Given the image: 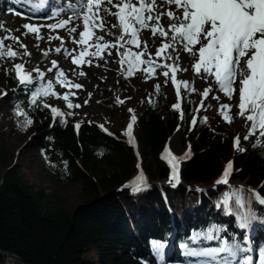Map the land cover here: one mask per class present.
I'll list each match as a JSON object with an SVG mask.
<instances>
[{
    "label": "trees",
    "instance_id": "obj_1",
    "mask_svg": "<svg viewBox=\"0 0 264 264\" xmlns=\"http://www.w3.org/2000/svg\"><path fill=\"white\" fill-rule=\"evenodd\" d=\"M7 63L13 66L11 60L0 66L11 89L0 105V264H194L187 250L216 248L225 238L229 243L243 242L247 235L255 250L264 246V206L248 191L264 196V147H253L251 139L256 137L243 138L246 151H237L235 119L223 120L217 127L209 119L201 123L208 106L200 108L195 80L191 81L195 92L182 90L180 110H173L178 100L170 99L162 87L158 94L155 87L145 92L136 152L120 132L109 135L93 119L79 120L68 102L62 109L56 107L59 96H41L31 104V91L47 80L37 79L26 90L14 73H6ZM17 105L24 114H18ZM116 107L120 104L114 103L109 112L117 113ZM52 108L65 115L54 118ZM181 126L182 145H191L193 157L181 164V183L171 187L167 185L171 170L161 154ZM28 134L32 135L22 145L11 142ZM11 143L15 151L9 150ZM21 161L38 168L39 183ZM229 161L234 166L229 185L216 186ZM141 169L150 187L133 193L125 186ZM49 185L54 189L50 186L47 193ZM71 186L76 191L62 198L58 192ZM241 186L245 208L250 206L256 216L248 229L238 227L237 217L244 209L238 208L234 193ZM226 194H232L227 204ZM71 199L77 203L70 204ZM210 228L220 229L212 235L221 240L204 238ZM153 241L164 247L154 249Z\"/></svg>",
    "mask_w": 264,
    "mask_h": 264
},
{
    "label": "snow or ice",
    "instance_id": "obj_2",
    "mask_svg": "<svg viewBox=\"0 0 264 264\" xmlns=\"http://www.w3.org/2000/svg\"><path fill=\"white\" fill-rule=\"evenodd\" d=\"M28 2L32 4L35 12L43 11L49 4V0H28ZM161 4L166 6L165 10H159ZM161 4H158L157 0H81L78 8L69 5L68 7L74 12L75 18L82 20L83 30L79 31L78 39L75 36L72 37V42L81 46L80 50L69 51L65 48V55L70 56L72 63L77 67L83 64L91 67L93 59L104 60L105 52L111 56V49H116L120 57L118 63L121 65V72L126 78L133 76L137 70H142L146 79H151L156 75L157 69H162V75L166 77L165 83L171 80L175 86L176 95L180 99L181 88L188 92L196 91L194 82L177 80V72L188 71V68H181L179 64V53L182 50L191 58V67L197 76L205 82L213 81L216 91L223 93L229 101L234 97L238 100L235 105L220 104L219 114L224 120L227 123L234 122V117L230 115V112L232 107H236L238 109L236 115L246 121L247 132L244 140L256 137L253 147H264V0H161ZM173 5L175 6L174 10ZM63 10L54 11L48 18H55ZM101 13L105 15H101ZM165 16L168 18L167 28L161 23ZM106 17H113L116 22L111 23ZM72 20L73 17H69V19L60 20L55 24H25L23 28L26 31L23 35L33 34L39 41L44 38L40 35L42 28L47 27L52 31L64 29L72 23ZM79 27L80 25H77L67 28V30L70 34L77 33ZM144 30L150 31L152 37L158 36L162 40L156 50L155 57L148 51L147 40L140 39V34ZM5 31L7 35L0 37V66L7 60L13 61L12 68L5 69L6 73H14V78L28 90L37 78L43 81L45 73L36 68L33 71L37 73V77L34 78L31 72L25 70L23 63H15L17 58L23 59L24 56H31L32 53L28 51L27 45L12 33L11 29H5ZM106 36L114 37V40H107ZM51 39H60L61 47H63V38L50 36L49 40ZM6 40H11L13 43L5 44ZM13 45H18V47ZM132 46L140 51H133ZM35 47L39 48V44H36ZM19 49L24 51L21 52ZM120 49L124 50L120 51ZM49 51L51 50H45L43 55L47 57ZM55 51L60 53L61 48L58 47ZM86 57L89 58L86 59ZM52 65L58 67L57 61L53 60ZM48 71L51 72L52 69L50 68ZM79 75L87 74L81 71ZM55 79L64 87L76 89L83 87L81 84L69 80L62 69L57 72ZM154 87L158 94L160 84H156ZM212 92L213 88L210 85L201 95L207 99ZM3 95H7V93L5 92ZM50 95L57 96V93L53 91L52 80H48L46 84L40 83L31 91L30 103L35 105L41 96ZM69 95H75V93H67L62 97L68 102L67 106L69 108L81 107L79 104H73ZM212 98L220 100V96L214 95ZM117 102L124 103L118 97ZM44 106L49 107L46 104ZM172 108L180 110L181 104L178 102ZM200 108H204L203 100ZM17 111L18 114H24L19 111V105H17ZM51 112L54 118L65 115L57 108H52ZM129 112L133 114L124 135L128 137V143L136 147L133 126L137 122V117L134 110L129 109ZM71 114L68 113V115ZM180 119H184L182 110ZM207 121L208 117L205 116L200 122L207 123ZM31 123L30 119L26 121L28 125ZM62 123L66 125L67 121H62ZM191 124L195 127L197 120L193 118ZM100 127L105 132L108 131L103 125ZM75 128L78 131L80 124H75ZM108 134L112 135V133ZM240 145L241 139L237 135L234 137L233 147L240 152L246 151ZM191 155V145L188 146L185 154L179 157L166 146L161 159L166 161L171 170L168 182L173 187L180 183L181 163L190 159ZM232 171L233 162L229 161L221 178L216 183L227 184ZM125 187H129L133 193H137L146 190L150 185H148L147 177L141 169L136 180ZM197 191L201 190L197 189ZM248 191L259 205L264 206V196L254 189ZM242 193L243 186L234 193L238 208L244 209L238 214V227L248 229L256 216L250 206L245 208L246 201ZM231 195L226 194L225 204L228 203ZM247 203L250 205L251 200ZM229 214H231L230 209ZM213 231L218 233L220 229L210 228L208 233L204 234V238L221 240L219 235H212ZM199 235H195L193 239H198ZM152 246L156 250L164 247L163 244L156 241L152 242ZM186 254L211 258L210 261H204L202 264H264V246L254 250L247 235L244 236L243 242L234 239L229 243L225 238L221 240L219 247L200 251L187 250Z\"/></svg>",
    "mask_w": 264,
    "mask_h": 264
},
{
    "label": "rangeland",
    "instance_id": "obj_3",
    "mask_svg": "<svg viewBox=\"0 0 264 264\" xmlns=\"http://www.w3.org/2000/svg\"><path fill=\"white\" fill-rule=\"evenodd\" d=\"M73 1V0H71ZM160 1V0H159ZM74 3V2H73ZM174 6V5H173ZM75 7V5H74ZM175 7V6H174ZM9 12V13H8ZM50 12V10L48 11ZM4 14V15H3ZM18 12H15L14 10H7L0 14V37H3L7 35V32L5 29H11L12 33L19 37L20 40L27 45L28 51L32 53L31 56H24L23 59H21L20 63H23L25 65V69L28 72H31L33 77H37V73L33 71L36 68H39V70L43 73H45L44 80H52L53 81V91L57 93V96H59L60 100L57 101L56 107L59 109H62L67 101L63 100L62 97L67 94V93H75V95H69V98H73L75 104L81 105V107L76 108V116L78 117L79 120H82L84 117H89L96 121L98 125H103L104 128H106L109 133H117L120 132V135L124 136V132L126 131L127 125L129 124L132 116V112H129V109L134 110V114L136 115L137 118L141 116V113L143 111V106L142 102L144 100V94L145 92H148V90H151L154 88L156 84H160V86L164 89L165 94L170 98H174V90L172 87V83H165L166 77L162 75V69H157L156 70V75L152 77L151 79H146L145 73L142 70H137L135 72L134 76L131 77H125L122 72H121V65L118 63L120 57L118 55V52L116 49H111L112 55L114 56H109L107 52L104 53L105 59L101 60L100 59H93V64H98L102 61H105L108 63L109 59L111 57L114 58V64L113 66H107V64H101L102 70L105 71L107 75H102L100 73L99 75V82L98 85H95L94 81L90 79L89 76H81L79 75V72L83 71L80 67L77 68V65L72 63V59L70 56H65L64 49H68V45L64 42L63 39V47H61V40L58 39V42H52V45L50 48L48 47V50H51L48 54L47 57H45L43 54L44 49L39 46V49H35L34 46H32L31 42L33 41L32 39H35L36 37L34 36H25L23 33L26 31L25 28H23V25L25 24H33L37 23L40 25H48V24H55L57 21L60 20H67L69 19V15H63L61 18H51L48 21L45 19H36L27 16L26 14L22 13L20 14ZM5 17H12L13 21L11 19H6ZM2 18V19H1ZM5 18V19H3ZM22 18V19H21ZM25 18V19H24ZM9 20V21H8ZM23 20V21H22ZM29 20V21H28ZM42 20V21H41ZM57 20V21H56ZM5 21V22H4ZM54 21V22H52ZM11 23V24H10ZM46 23V24H45ZM72 23H70L67 28H71ZM22 27V28H20ZM46 28V30H45ZM66 28V29H67ZM64 29H57L55 31L50 30L47 27L43 28L44 34H53V36H59L62 38L64 35L63 31ZM50 31V32H49ZM69 32L67 31L68 35ZM64 35V36H66ZM68 37V36H67ZM32 38V39H30ZM69 38V37H68ZM72 38H70L71 40ZM27 41V42H26ZM61 42V43H60ZM162 42V41H161ZM160 43L156 44L155 47H149L148 51L152 53V55L155 57V53L157 48L160 46ZM13 42L11 40H6L5 44H12ZM14 47H18V45H13ZM54 49H53V48ZM60 47L61 52L57 53L55 51L56 48ZM143 47V46H142ZM153 49L154 52H151ZM21 52H23V49H19ZM91 50V49H90ZM124 49H120V51H123ZM133 51H140V49L135 48L132 46ZM43 51V52H42ZM70 51V50H69ZM170 51V50H169ZM37 54V55H36ZM116 54V55H115ZM64 55V56H63ZM180 55V67L181 68H188L187 72H177L179 75V80H186L191 82L192 80H195L197 83V89L200 93L201 96V101L203 100L204 105L208 106V119L209 122L213 127H217L219 124H221L224 120L223 117L219 114V107L220 104L222 103H230L232 105H235L238 100L234 97L233 100L229 101L227 97L223 95V93L216 91V85L214 84L213 81L209 80L205 82L202 80L199 76H197L194 71L192 70L191 64L192 60L188 56L187 53L183 52L182 50L179 53ZM63 56V57H62ZM58 58L60 60H58ZM89 57H86V59ZM65 59V60H64ZM56 60L58 67H53L52 61ZM62 62V63H61ZM67 62V63H65ZM63 65V66H62ZM104 66V67H103ZM106 66V67H105ZM86 67V66H85ZM126 67V66H125ZM142 68L144 66H141ZM6 68L10 69L12 68V65L7 63ZM52 69L51 72H49V69ZM63 70L67 76V78L74 83H79L83 87L80 89L76 88H69V87H64L60 83H58L55 79L56 74L59 70ZM87 78V79H86ZM38 79V78H37ZM36 79V80H37ZM112 83V84H111ZM212 86L213 92L210 93L209 97L207 99H204L201 95V93L209 86ZM104 88H103V87ZM95 87V88H94ZM90 88V89H89ZM89 89V90H88ZM108 89V90H107ZM183 90V88H181ZM10 87L7 85V81L5 79V76L0 74V105L3 104L5 101V98L7 95H3V93H9L10 92ZM88 90V91H87ZM87 91V92H86ZM220 96V100L217 101L213 99L212 97ZM117 97L119 100L124 101V103H118L117 102ZM151 93L149 92L147 94V99H150ZM87 101V103H85ZM200 101V103H201ZM114 103L120 104V107H116L117 113H110L109 108H112V105ZM210 106V107H209ZM227 111V110H226ZM238 109L236 107H232L230 114L234 116L235 122H236V127L238 128V133L234 136L236 137L237 135L240 136L241 141H243L244 135L247 131L245 127L246 121L243 118H240L236 115ZM114 114V115H113ZM6 122L7 126H10V122ZM138 123V122H137ZM134 125V132L135 136L137 137L138 134V124ZM35 133V131H33ZM32 134H28L25 137L21 138H11V142L15 143L16 145H22L25 141H27L28 138L31 137ZM233 137V140H234ZM183 141V132H182V126L180 127L179 131H177L175 134H173L167 141L166 146L170 148L171 152L175 154L176 156H183L185 152L188 149V145L184 147L182 145ZM255 141V138L251 139V142ZM11 143V147L9 148L10 151H15V148H13ZM165 146V148H166ZM242 147V145H240ZM192 152V150H191ZM21 164L23 166H27L29 168L28 173L30 177L35 180L36 182H40V180L37 178V173L39 172L38 168L35 166H31L28 161H21ZM171 187H173L171 184L167 183ZM178 185V184H177ZM176 185V186H177ZM219 184H216V186ZM49 185V188L46 189L47 193H50L54 187ZM175 186V187H176ZM215 186V187H216ZM76 191V187L71 186L67 189H62L58 193H60L62 198L65 197H71L72 193ZM70 204H76V199H71ZM10 259V258H9ZM13 259V258H12ZM11 259V260H12Z\"/></svg>",
    "mask_w": 264,
    "mask_h": 264
},
{
    "label": "bare ground",
    "instance_id": "obj_4",
    "mask_svg": "<svg viewBox=\"0 0 264 264\" xmlns=\"http://www.w3.org/2000/svg\"><path fill=\"white\" fill-rule=\"evenodd\" d=\"M20 1L21 0H0V14L2 15V13L3 12H5V11H7V10H14L15 12H18V13H20V14H22L23 13V11H22V9H20L21 7H22V1H21V3H20ZM17 3H20V4H17ZM157 3L158 4H161V0L159 1V0H157ZM80 6V3L78 4V6H77V8ZM59 8L60 6L59 5H56L55 6V8ZM165 8H166V6H164V5H162L161 4V9H159V10H165ZM172 8H173V10L175 9V7L174 6H172ZM51 9V5L50 6H48L47 8H45L43 11H40L39 13H35V12H33V13H35L34 15L36 16V17H32V18H36V19H38V18H40V19H45L46 21H48L49 20V18L48 17H50V15H49V10ZM30 10V9H29ZM29 10H27V11H29ZM113 11H115V9H113ZM9 13V12H8ZM19 14V15H20ZM69 15L70 17H73V20H72V27H75V26H77V25H80V27L78 28V30H77V33H72V34H68V35H66L67 34V29L65 28V30H63V31H65L64 32V35H66V36H62V38L64 39V42L66 43V45H68V48H69V50L71 51L72 49H76L77 51H79L80 50V48H81V46L80 45H77V44H74L73 42H72V39L70 40V38H72L73 36H75L77 39H78V33H79V31H82L83 30V27H82V20H79V19H76L75 18V16H74V12L72 11V10H70L69 8H66V10H63V12L60 14V15H58V16H56L55 17V19H57V18H61V16H63V15ZM4 15V14H3ZM101 15H105L104 13H101ZM6 19H11V21H13L12 19V17H5ZM5 18H3V19H5ZM2 19V18H1ZM22 19V18H21ZM25 19V18H24ZM106 19L109 21V22H111V23H115L116 22V20H115V18H113V17H106ZM9 21V20H8ZM23 21V20H22ZM29 21V20H28ZM42 21V20H41ZM57 21V20H56ZM5 22V21H4ZM52 22H54V21H52ZM58 22V21H57ZM161 23L165 26V28H167V25H168V18L165 16V17H163L162 18V20H161ZM11 24V23H10ZM46 24V23H45ZM33 25H40V24H37V23H34L33 22ZM20 28H22V27H20ZM45 30H46V28H45ZM57 30V29H56ZM113 31H116L115 29H113ZM50 32V31H49ZM45 32H43V28L41 29V32H40V35H42L44 38L42 39V40H37L36 39V41H35V39H32V38H30V39H32L33 41L31 42V44H32V46H34L35 47V45L36 44H39V46H41L43 49H44V51L45 50H48L47 48L49 47L50 48V46L52 45V42H55V43H57L58 42V39H51V40H49V37L51 36V37H54L53 36V34H50V33H48V34H44ZM30 36H34L33 34H30ZM69 38H68V37ZM29 37V36H28ZM105 39H107V40H114V37H111V36H106L105 37ZM140 39L142 40V41H144V40H147V42H148V48L149 47H155V45L156 44H158V43H160L162 40H161V38L160 37H152V35H151V32L150 31H148V30H144L143 32H141V34H140ZM27 42V41H26ZM61 43V42H60ZM90 43H91V41H90ZM53 48V47H52ZM35 49L37 50V49H39V48H36L35 47ZM54 49V48H53ZM43 52V51H42ZM50 52V51H49ZM151 52H154L153 51V49L151 50ZM62 53V52H61ZM37 55V54H36ZM43 55V54H42ZM73 55H75V53H73ZM116 55V54H115ZM64 56V55H63ZM62 56V57H63ZM66 56V55H65ZM113 56V55H112ZM68 57V56H67ZM114 57V56H113ZM113 57H111L110 59H109V61H108V63H106L105 61H102V62H100L101 64H107V66L109 65V66H113V64H114V58ZM72 59V58H71ZM58 60H60L59 58H58ZM65 60V59H64ZM95 60V59H94ZM56 61V60H55ZM96 61V60H95ZM101 61V60H100ZM62 63V62H61ZM65 63H67V62H65ZM100 63H99V65H100ZM96 65H98V64H92V66L91 67H89L87 64H83V65H81V68H83L82 70H83V72L84 73H86L87 74V76H89L90 77V79L92 80V82L94 81L95 83V85H98V82H99V75H100V73L102 74V75H107L106 73H104L105 71H103L102 69L103 68H101V66H96ZM63 66V65H62ZM86 66V67H85ZM104 67V66H103ZM106 67V66H105ZM78 68V67H77ZM86 76V75H85ZM87 79V78H86ZM112 84V83H111ZM103 87V86H102ZM95 88V87H94ZM104 88V87H103ZM90 89V88H89ZM88 89V90H89ZM87 90V91H88ZM108 90V89H107ZM86 91V92H87Z\"/></svg>",
    "mask_w": 264,
    "mask_h": 264
},
{
    "label": "water",
    "instance_id": "obj_5",
    "mask_svg": "<svg viewBox=\"0 0 264 264\" xmlns=\"http://www.w3.org/2000/svg\"><path fill=\"white\" fill-rule=\"evenodd\" d=\"M0 252H1V250H0ZM7 256H8V258H10V259H12V258H16V256L13 255V254H7Z\"/></svg>",
    "mask_w": 264,
    "mask_h": 264
}]
</instances>
